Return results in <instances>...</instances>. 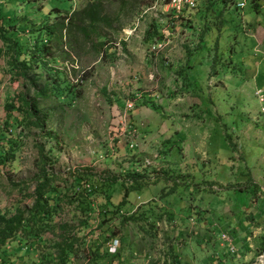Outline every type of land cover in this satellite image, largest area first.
Returning a JSON list of instances; mask_svg holds the SVG:
<instances>
[{
	"label": "rangeland",
	"instance_id": "374dc122",
	"mask_svg": "<svg viewBox=\"0 0 264 264\" xmlns=\"http://www.w3.org/2000/svg\"><path fill=\"white\" fill-rule=\"evenodd\" d=\"M127 1L113 28L97 31L106 38L103 48L95 33L85 38L71 29L50 37L40 55L44 41L34 39L43 23L56 24L57 14L87 1L0 0L1 23L13 24L23 50L40 59L37 75L70 86L73 94L64 100L58 91L59 99L54 92L41 101L43 130L12 129L16 156L0 171V212L31 207L34 186L20 192L13 183L39 173L40 152L52 161L50 173L61 177L63 193L76 170L87 169L99 186L121 181L131 167L165 171L163 180L129 192L121 216L101 228L95 209L92 235L77 226L67 206L57 221L64 219L66 233L86 241L102 244L107 234L118 240V255L102 264H173L175 255L179 264H264V0L255 9L253 0H233L244 4L240 9L232 0H212V10L190 18L185 11L176 15L167 0ZM108 11L116 15L118 5ZM7 61L0 40V131L7 100L22 92L32 98L35 88L10 77ZM131 100L134 108L126 114ZM122 197L116 194L113 202ZM144 210H151L149 221L122 220ZM57 235L46 234V246L36 251L11 242L2 258L47 264L42 258L52 253ZM108 245H102L105 252ZM88 260L80 252L69 264H92Z\"/></svg>",
	"mask_w": 264,
	"mask_h": 264
},
{
	"label": "trees",
	"instance_id": "16d2710c",
	"mask_svg": "<svg viewBox=\"0 0 264 264\" xmlns=\"http://www.w3.org/2000/svg\"><path fill=\"white\" fill-rule=\"evenodd\" d=\"M86 5L80 9L67 13L66 15L57 14L55 17L56 24L46 25L39 28L38 33L34 39L37 44L38 41H44L40 44L41 48L37 52L40 55L47 52L45 42L53 35H61L64 31L74 29L82 33L85 38H89L91 33H95L98 40V46L103 48L106 45V38L98 34V30H110L113 28L114 23L118 20L119 13L122 12L128 5L127 0H86ZM195 8L186 10L188 18L196 16L202 9L205 11L212 10V0H198ZM255 2L254 9L257 7L259 1ZM203 2V3H202ZM232 4L233 0L231 1ZM202 3V5H201ZM112 5H118V12L116 15H111L108 8ZM205 6V7H204ZM260 6V5H259ZM236 9H240L236 7ZM28 10V9H27ZM57 11V10H56ZM204 11V12H205ZM2 13V11L0 12ZM2 17L0 15V40L6 47L8 73L14 80L19 81L22 85L27 86L29 83L33 87V97L28 98L26 92L18 93L15 98H9L5 103L6 122L3 129L0 131V171L15 161L16 150V135L12 133V129L20 125L35 126L43 130L46 115L42 114L40 108L41 101L50 100V97L56 92V98L59 99L58 91H62L66 97H72L71 87L66 85L61 88V85L56 83H48L42 80L41 75H37L35 69L39 68L41 64L36 51L25 52L18 36L11 32L13 24H2ZM11 22L13 21L9 18ZM22 32L26 29L22 27ZM42 32V34H41ZM45 37V40L41 38ZM37 46V45H35ZM111 47L108 48V51ZM43 66H47L45 61H42ZM120 102V100H117ZM69 105V102L66 103ZM145 106L153 107L154 105L149 102L144 103ZM18 113L15 117L14 113ZM46 136L51 137L48 133ZM230 142V138L228 137ZM231 144V143H230ZM40 165L39 173L29 182L13 183V188L19 189L20 192L27 190L34 186L33 192L29 196L32 200V205L29 209L23 210L15 208L12 213L0 212V264H11L12 262L4 260L2 255L8 248L9 243L18 242L20 244H29L34 251L38 248L46 246L43 237L46 234H57L58 241L53 242L50 246L52 253L42 258L47 264H69L72 259L76 258L80 252H87L88 258L92 264H102L109 256L118 252L110 254L107 247L103 249V244H110L116 239L107 234L108 239L101 243H93L94 241H86V238L76 237L75 234L66 233L67 222L64 219L57 221L61 218L60 213L64 212V207L67 206L68 210L72 213V220L80 226L82 231H86L91 235L94 234L93 227L95 226L96 219L93 218L95 209L98 210V227H103L107 221L112 217L121 216L123 213L122 207L127 203V196L131 191H140L143 188L156 184L164 179L165 171L151 170L150 172H138L136 168L125 171L121 181L118 179L103 181L100 186L97 184V179L87 169L76 170L72 175V182L67 192L63 193L59 189L58 180L61 177L54 176L50 173V169L46 167L52 164L43 152H40ZM255 187V186H254ZM123 192L122 199L115 204L113 201L116 194ZM255 189L253 190V193ZM65 200V201H64ZM254 200H251V207H254ZM151 210H144L135 212L130 217H122V220L127 223L135 218L148 220L152 217ZM149 221V220H148ZM122 240V237L119 239ZM118 241V240H116ZM92 247L94 249H92ZM24 250V249H23ZM261 250H264V244ZM90 253V255L88 254ZM218 257V255H217ZM173 264H179L178 255L172 257ZM222 261V260H220Z\"/></svg>",
	"mask_w": 264,
	"mask_h": 264
},
{
	"label": "built area",
	"instance_id": "2783aa9c",
	"mask_svg": "<svg viewBox=\"0 0 264 264\" xmlns=\"http://www.w3.org/2000/svg\"><path fill=\"white\" fill-rule=\"evenodd\" d=\"M197 2H198V0H167V6L176 15H181L184 11L195 8ZM237 6H238V8H242L244 6V4L240 3ZM134 102H135L134 100L125 102L124 111H125L126 114H129L133 110ZM259 102L261 104L264 103V96L261 95V94H259ZM125 118H126V116H125ZM130 129L132 130L133 133H135V130H133L131 127H130ZM133 147H134V145L131 144L130 148H133ZM223 236H225V235H223ZM225 237H223L225 242H227L228 244H231V241L229 240V237L227 236L226 239H225ZM116 244H117V241L114 240L108 245V251H109L110 254H114L116 252V250H117L116 249L117 248Z\"/></svg>",
	"mask_w": 264,
	"mask_h": 264
},
{
	"label": "crops",
	"instance_id": "0c3cea01",
	"mask_svg": "<svg viewBox=\"0 0 264 264\" xmlns=\"http://www.w3.org/2000/svg\"><path fill=\"white\" fill-rule=\"evenodd\" d=\"M198 2H199V1H198ZM240 3H241L240 1H239V2H235V3H234V4H235V8L238 7L237 5L240 4ZM201 5H202V3H201ZM203 11H205V10L202 9L200 13L198 12V13L196 14V17L200 16L201 13H202ZM256 46H257V44L254 46V48H255Z\"/></svg>",
	"mask_w": 264,
	"mask_h": 264
}]
</instances>
